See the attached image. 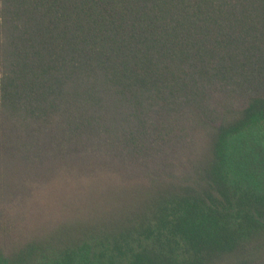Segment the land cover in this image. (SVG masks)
<instances>
[{
	"label": "trees",
	"instance_id": "trees-1",
	"mask_svg": "<svg viewBox=\"0 0 264 264\" xmlns=\"http://www.w3.org/2000/svg\"><path fill=\"white\" fill-rule=\"evenodd\" d=\"M0 3V264H264V0Z\"/></svg>",
	"mask_w": 264,
	"mask_h": 264
},
{
	"label": "crops",
	"instance_id": "crops-1",
	"mask_svg": "<svg viewBox=\"0 0 264 264\" xmlns=\"http://www.w3.org/2000/svg\"><path fill=\"white\" fill-rule=\"evenodd\" d=\"M0 7H1V3H0Z\"/></svg>",
	"mask_w": 264,
	"mask_h": 264
}]
</instances>
